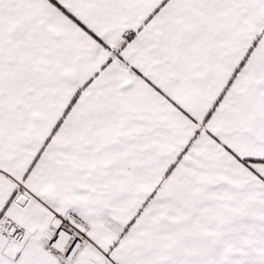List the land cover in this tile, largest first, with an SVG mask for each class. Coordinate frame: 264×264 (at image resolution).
<instances>
[{"label": "snow or ice", "instance_id": "obj_1", "mask_svg": "<svg viewBox=\"0 0 264 264\" xmlns=\"http://www.w3.org/2000/svg\"><path fill=\"white\" fill-rule=\"evenodd\" d=\"M0 264H264V0H0Z\"/></svg>", "mask_w": 264, "mask_h": 264}]
</instances>
